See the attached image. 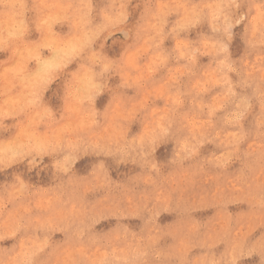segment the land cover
I'll list each match as a JSON object with an SVG mask.
<instances>
[{
	"label": "rangeland",
	"instance_id": "obj_1",
	"mask_svg": "<svg viewBox=\"0 0 264 264\" xmlns=\"http://www.w3.org/2000/svg\"><path fill=\"white\" fill-rule=\"evenodd\" d=\"M0 264H264V0H0Z\"/></svg>",
	"mask_w": 264,
	"mask_h": 264
}]
</instances>
